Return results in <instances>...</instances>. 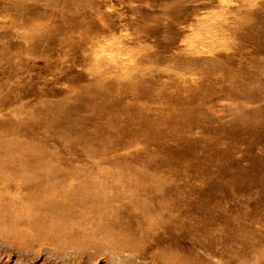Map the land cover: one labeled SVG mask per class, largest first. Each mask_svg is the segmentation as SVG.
Listing matches in <instances>:
<instances>
[{"label":"rangeland","instance_id":"obj_1","mask_svg":"<svg viewBox=\"0 0 264 264\" xmlns=\"http://www.w3.org/2000/svg\"><path fill=\"white\" fill-rule=\"evenodd\" d=\"M3 143L37 158L33 174L23 168L30 176L82 169L83 182L37 184L39 206L93 195L95 165L155 204L199 190L216 207L203 216L219 229L212 238L233 240L224 256L264 264V0H0ZM48 244L33 245L26 264H61ZM179 246L189 264H209ZM10 248L0 243V264L16 262Z\"/></svg>","mask_w":264,"mask_h":264},{"label":"bare ground","instance_id":"obj_2","mask_svg":"<svg viewBox=\"0 0 264 264\" xmlns=\"http://www.w3.org/2000/svg\"><path fill=\"white\" fill-rule=\"evenodd\" d=\"M246 18L244 21H247ZM185 25L187 26L186 23ZM102 31L104 32V30ZM240 34L242 33L240 32ZM139 56L138 58H140ZM205 56L207 55L205 54ZM205 61L208 62V59L205 58ZM76 68L78 69V66ZM23 87L21 86V88ZM101 99L104 98L101 96ZM11 143L19 145L16 141ZM3 144L4 146L0 145L2 159L0 165V243L11 247L6 251L8 252L6 257L11 259L14 257V261L16 260L14 264H26V259L33 262L37 256H30V253L33 252L32 246H38L42 241L49 243V248H52V258L60 261L61 264H89L102 257L107 259V264H189L180 254L182 248L179 244L185 241L192 243L207 256H210L209 264H235L236 260L230 257L227 259L224 256L226 246L228 245L227 247L230 248L233 246L231 237L225 236L219 241L213 239V231L219 229L213 225L211 217H203L204 214L209 215L210 212L216 211V207L211 208V204H201L203 198L207 199L209 194H202L199 190H195L196 195L188 196L187 201L183 199L181 202L172 203L160 198L159 203L155 204L149 196L144 194H150L149 191L142 189L138 190L140 194H137V191L133 192L136 188L132 184L112 182L108 170L100 165H95L101 176L98 181H93L100 185L93 195L84 193L81 188L77 189L76 193L71 191L66 196L62 195L59 200L48 206L43 204L39 206L35 202L37 184L58 182L62 185L74 178L83 182L82 169L73 170L74 172L69 174L56 170L55 173L49 174L48 178L43 174L30 176L36 169L37 158L28 149L19 151L16 146L12 145L13 148H11L10 144ZM176 150L172 148L170 153L177 156ZM25 166L26 172L30 175L23 173ZM262 169L264 171L263 164H261ZM88 171L89 173L95 172ZM232 180L241 183L239 179L233 178ZM247 182L249 181H244V183ZM48 213L50 217H48ZM74 218H78L79 221L74 223ZM35 233L41 234L38 240ZM75 238H80L82 242H77ZM249 239L250 237L239 239V244L243 249L249 244ZM59 240H62L63 243ZM35 242L37 243L35 244ZM57 243L61 244L57 245ZM51 244L56 247L53 248ZM12 254L14 255L12 256ZM18 256L20 257L18 258ZM238 257L241 259L240 256ZM250 263L252 261L237 264Z\"/></svg>","mask_w":264,"mask_h":264}]
</instances>
